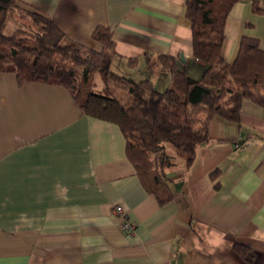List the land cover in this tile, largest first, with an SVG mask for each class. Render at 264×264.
Segmentation results:
<instances>
[{
    "label": "crops",
    "instance_id": "obj_1",
    "mask_svg": "<svg viewBox=\"0 0 264 264\" xmlns=\"http://www.w3.org/2000/svg\"><path fill=\"white\" fill-rule=\"evenodd\" d=\"M16 1L86 48L101 50L92 32L108 27L116 70L159 91L170 84L160 54L193 78L204 70L193 56L186 0ZM20 20L10 13L6 27ZM242 36L264 49V14L251 0L227 14V62ZM125 144L117 124L82 113L64 86L19 84L0 72V264H264V107L243 99L239 122L214 116L192 161L177 154L164 169L171 197L163 203ZM117 204L134 229L121 226Z\"/></svg>",
    "mask_w": 264,
    "mask_h": 264
},
{
    "label": "trees",
    "instance_id": "obj_2",
    "mask_svg": "<svg viewBox=\"0 0 264 264\" xmlns=\"http://www.w3.org/2000/svg\"><path fill=\"white\" fill-rule=\"evenodd\" d=\"M236 1L186 0L193 56L204 63V70L193 78L177 67L174 57L160 54L170 84L159 91L149 79L135 81L112 67L116 52L108 27L98 25L92 32L101 50L86 48L67 40L56 23L38 10L24 8L16 0H0V72L13 73L19 84L64 86L82 113L117 124L136 173L163 203L171 197L164 169L175 163L177 154L187 164L192 161L214 116L239 122L243 99L264 107V49L258 38L242 36L232 63L222 56L225 20ZM251 9L264 14L260 0H251ZM10 13L19 16L21 26L7 33ZM128 62L134 65L136 58ZM95 71L103 82L101 91L94 88ZM125 96H130L128 104Z\"/></svg>",
    "mask_w": 264,
    "mask_h": 264
},
{
    "label": "rangeland",
    "instance_id": "obj_3",
    "mask_svg": "<svg viewBox=\"0 0 264 264\" xmlns=\"http://www.w3.org/2000/svg\"><path fill=\"white\" fill-rule=\"evenodd\" d=\"M5 32H7V33H9V32H11L12 30L11 29H8L7 27H5V30H4ZM112 67L114 68V69H117L116 68V66H115V64H113L112 65ZM119 68L120 69H124L123 67H121V66H119ZM124 71V70H123ZM92 80H93V83H94V88H95V90L96 91H101V89H98L100 86H102L103 85V83H102V80H101V77H100V74L98 73V72H94L93 74H92ZM125 103H129L130 102V96H125ZM167 146V150H168V152L169 153H173V150H174V148L170 145V144H167L166 145ZM173 149V150H172ZM172 150V151H171ZM178 158H179V156H176L175 157V159L176 160H178Z\"/></svg>",
    "mask_w": 264,
    "mask_h": 264
},
{
    "label": "built area",
    "instance_id": "obj_4",
    "mask_svg": "<svg viewBox=\"0 0 264 264\" xmlns=\"http://www.w3.org/2000/svg\"><path fill=\"white\" fill-rule=\"evenodd\" d=\"M115 211L122 214L124 217V221L122 222L121 226L127 230L129 229H134V224L130 223L127 219H126V215H125V211L122 205L117 204L115 206Z\"/></svg>",
    "mask_w": 264,
    "mask_h": 264
}]
</instances>
